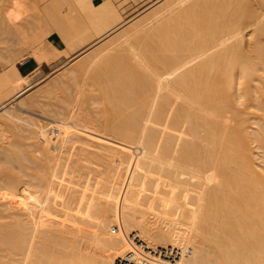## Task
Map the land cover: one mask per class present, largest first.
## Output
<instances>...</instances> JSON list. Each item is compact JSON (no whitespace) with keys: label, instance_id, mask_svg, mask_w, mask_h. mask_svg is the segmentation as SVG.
Returning a JSON list of instances; mask_svg holds the SVG:
<instances>
[{"label":"bare ground","instance_id":"obj_1","mask_svg":"<svg viewBox=\"0 0 264 264\" xmlns=\"http://www.w3.org/2000/svg\"><path fill=\"white\" fill-rule=\"evenodd\" d=\"M35 1L0 0V264H264V0Z\"/></svg>","mask_w":264,"mask_h":264},{"label":"rangeland","instance_id":"obj_2","mask_svg":"<svg viewBox=\"0 0 264 264\" xmlns=\"http://www.w3.org/2000/svg\"><path fill=\"white\" fill-rule=\"evenodd\" d=\"M39 1H41V0H37V1H35V2L39 3ZM46 1H47V0H45V2H46ZM52 1H53V0H52ZM54 1H55V0H54ZM98 1H100V0H93V2H95V3L98 2ZM114 1H115V2H114ZM156 1H157V0H156ZM156 1H155V0H111L113 6H115L114 8L117 10L118 14L121 16L123 22H125V21L129 18V21L127 20V21H128L127 24L125 23V24L123 25V27L126 26V25H128V24H130V26H131V25H132L131 23H136V21H139V20H137L138 17H140V16H142V15H143V16L146 15V17L144 16L145 19H143V18H144L143 16L141 17L143 20L140 18V20L143 21V23L141 22L142 25H143V24H148V23L150 22V19L152 20V16H149V17H148L149 14L152 15L151 12H150V10L155 11V10H156L155 7H157V6L160 8V6L157 4V3H159V2L155 3ZM45 2H44V3H45ZM50 2H51V1H50ZM122 2H123V3H122ZM152 2H153V4H151ZM37 3H36V4H37ZM51 3H52V2H51ZM154 3H155V4H154ZM1 4H2V3H1ZM39 4H43V2L41 1ZM39 4H38V5H39ZM52 4H53V3H52ZM148 4H149V5H148ZM156 4H157V5H156ZM147 5H148V6H147ZM155 5H156V6H155ZM1 6H2V5H1ZM3 6H4V5H3ZM43 6H44V5H43ZM43 6L39 5V7H41V8H43ZM145 6H146V7H145ZM45 7H50V4H49V6H48V3H47ZM148 7H149V8H148ZM152 7H153V8H152ZM144 8H145V9H144ZM146 8L149 9V10H148V9H147V10H148L150 13L146 10ZM150 8H152V9H150ZM154 9H155V10H154ZM157 9H158V8H157ZM142 10H144V11H142ZM138 11H139V12H138ZM140 11H141L142 14L140 13ZM153 11H152V12H153ZM136 12H137V13H136ZM143 12H144V14H143ZM146 12H148L149 14H148V13H147L148 15L145 14ZM135 13L138 14V15H136ZM133 17H134V18H133ZM130 19H131V20H130ZM148 19H149V20H148ZM133 20H135V21L133 22ZM145 20H147V22H146ZM46 21H47L48 24H47L46 22H44V23H43V24H44V28H45V23L51 28L53 24L51 25V23L48 21V19H47ZM43 24H42V25H43ZM138 24H139V23H138ZM134 25H135V24H134ZM86 26L88 27V30L91 31V32L89 33V31L86 30V32H87L89 35H90L91 33H92V35H94L95 32L92 30V27H91L89 24H86ZM130 26H129V27H130ZM132 27H133V26H132ZM132 27H130V28H132ZM77 28L80 29L81 27H77ZM124 30H127V29L124 28ZM89 35H87V36H89ZM92 35H91V36H92ZM91 36H90V37H91ZM10 37H11V36H10ZM85 38H87V37L85 36ZM88 38H89V37H88ZM49 41H55V42H57V43H56V46H57L58 48L63 47V44H62L61 40L59 39V37L57 36L56 32H52V34L49 36ZM14 44H15V45H14V50H13V47H12V52H9V53H12V54L14 53V54H15V53H16L15 51L19 50V46H18V49L16 48V46H17L18 44H16V42H14ZM111 44H112V43H109L110 47H107V46H109V45H106V46H105L106 49H107V48L110 49V48H111ZM116 44H117V40H116V43H113V44H112V46H115ZM0 46H1V45H0ZM22 47H23V48H22ZM20 48H21V50H22V49L24 50V49H25V46H21V45H20ZM16 49H17V50H16ZM106 49H105V50L102 49L103 51L100 50L99 53L104 52V54H105V52L109 51V50H106ZM111 49H112V48H111ZM10 50H11V49H10ZM23 50H22V51H23ZM13 51H14V52H13ZM26 51H27V50H26ZM26 51H23L24 53H23V52H18V51H17L19 54L17 53V55L15 54V56H22V57H23V58H22V63H24L23 65H25V66H26V65H32V68H33L35 65H34L33 61L27 56ZM20 53H23V55L20 54ZM99 53H98V56H97V54L95 55V56L98 57V58L100 57V55H104V54H102V53H101V54H99ZM12 54H10V56H11ZM12 56H13V55H12ZM90 57H91V56H90ZM90 57H88V59L86 60V62L89 61V59H90L92 62H94V61H96V60L98 59V58L95 59L96 57L93 59L94 56H92V58H90ZM92 59H93L94 61H93ZM22 63H21V64H22ZM62 63H63V61H60V62H58V63H56V64L51 65V66H45V65H44V66L42 67L43 74H45V75H46L47 73H48V74H51V75H49V76L46 78L47 80L45 79V80L43 81V83L46 81V82H45V85L42 83V85H44V87L47 86V84L49 85V86H47V87H45V88H48V87L50 88V86H51V88H52V84H53L54 86H56V85H55V82H53L52 80H51L52 84H51V82H47V81H50L49 79H53V80H54V78H55V80H56L57 78H59V80H61V77H62V79H63L64 77L66 78L65 74H68V75L71 77V75H73V72L78 71V66H77V65H78L79 63L77 62V64H76V63L74 62V63H71V64H70L71 66L69 65L71 68H70L69 66H67V69H68V70L71 69L70 72H72V74H69L70 72H69V73H68V72H65V74L63 75V72H64V71H63L60 75H58V74H59L58 72H59L60 70H56L55 67L58 69V68L61 66L60 64H62ZM88 63H89L88 65L91 64L90 61H89ZM80 64H81V63H80ZM84 64H85V62L82 63L81 66L83 65V66L85 67L86 64H85V65H84ZM93 64H94V65H93ZM88 65H86V66L89 68ZM97 65H98V64H97ZM113 65H114V64H113ZM74 66H76V67H74ZM79 66H80V65H79ZM81 66H80L79 68H81ZM90 66H91L90 68H92V66H95V68H94V67L92 68V69H94L93 71H91L92 73H94V71H96V73H99V72H100V71H99L100 69L96 66V63H92ZM99 66H100V64H99ZM72 67H74V69L76 68L77 70H76V69H75L76 71H75V70H72V69H73ZM96 67H97L99 70L96 69ZM85 68H86V67H85ZM88 68H87V69H88ZM90 68H89V69H90ZM101 68H102V67H101ZM113 68H114V67H113ZM65 69H66V67H65ZM67 69H66V70H67ZM82 69H83V68H82ZM89 69H88V72H90ZM92 69H91V70H92ZM95 69H96V70H95ZM103 69H104V68H103ZM103 69H102V70H103ZM107 69H108V67H106V68L104 69V71H106ZM109 69H110V68H109ZM109 69H108L107 71H110ZM111 69H112V68H111ZM53 70H54V73H55V75H54L55 77L53 76V74H54V73L52 72ZM66 70H65V71H66ZM97 70H98L99 72H97ZM112 70H113V69H112ZM104 71H101V72L103 73ZM107 71L104 72L103 74H99V75L103 76L105 73H107ZM60 72H61V71H60ZM52 73H53V74H52ZM56 73H58V74H56ZM85 73H87V72H85ZM96 73H94V74H96ZM108 73H110V72H108ZM108 73H107V74H108ZM88 74L90 75V73H87V74H83V76H87ZM56 75H57V77H56ZM68 75H67V78H69ZM91 75H92V74H91ZM91 75H90V76H91ZM105 75H106V74H105ZM105 75L103 76L105 79L102 78V77H100V76L97 77L98 74H97L96 77H95V75H94V77H93L94 79H92L90 82H91V83H92L93 81L95 82V80L97 79L98 82H97V81H96V82H97L98 84H97L96 82H95V84H94V82H93V84H89L90 82H88V81H86V80H87V78H88V80H89L90 77L87 76V78H86V77H83V76H82V77H80L81 80H82V82L78 80V81L81 82V83L76 84L78 89L75 88L76 90H75V89H73V90H75L76 93H77V90H78V93H81V92H83V88H84V90H85V88H86L87 86H88V87H91V85L94 86L96 89H97V88L100 89V86H101L104 82H99V81H100L101 79H104V81H106L107 75H106V77H105ZM51 76H52V77H51ZM60 76H61V77H60ZM63 76H64V77H63ZM92 76H93V75H92ZM108 76H109V75H108ZM67 78H66V79H67ZM83 78H85V79H84V82H83ZM95 78H96V79H95ZM108 78H109V77H108ZM108 78H107V79H108ZM55 80H54V81H55ZM57 80H58V79H57ZM57 80H56V81H57ZM59 80H58V84H60ZM61 81H65V79H64V80H61ZM85 81L88 82V83H86ZM102 81H103V80H102ZM75 82H76V81H75ZM46 83H47V84H46ZM76 83H77V82H76ZM99 83H101V85H100ZM50 84H51V85H50ZM56 84H57V83H56ZM58 84H57V85H58ZM73 84H74V82H73ZM73 84L71 83V87H72V88H73V86H72ZM81 84H82V85H81ZM83 84H84V86H83ZM85 84H86V87H85ZM87 84H88V85H87ZM96 84L98 85L97 87L95 86ZM74 85H75V84H74ZM76 85H75V87H76ZM79 85H80L81 87H80ZM78 86H79L80 88H79ZM71 87H70V89H71V93H70V94H73L72 92H74V94H76L75 91H72V88H71ZM88 87H87V88H88ZM45 88H44V89H45ZM87 88H86V89H87ZM95 88H93V89L89 88V90L87 89L88 91H87V90H86V91H87V92H90V89L93 91ZM44 89L42 90L43 92H44ZM79 89H81V90H79ZM40 90H41V89H40ZM42 91H41V92H42ZM67 91H70V90H67ZM67 91H66V90L64 91L65 94H63V92L61 91V92L59 93V95L62 94V96H63V95H64V96H65V95L68 96L69 94L66 93ZM92 91L90 92V94L88 93L89 95L84 94V96H90L91 94L94 95V96L97 95L98 91H97V92H95L96 90L94 91L96 94L93 93ZM41 92H40V95L43 93V92H42V93H41ZM84 92H85V91H84ZM84 92H83V93H84ZM68 93H69V92H68ZM60 96H61V95H60ZM62 96H61V97H62ZM65 97H66V96H65ZM23 102L25 103V101H22L21 103H18V105H17L16 102H14L15 105L13 104V110H16V109H17L16 112L18 111L19 114L22 113L21 116H22L23 118H24V116H25L26 121H27V123H29V124L33 123L34 121H38L37 119H40V122H42L43 124H45L44 121H46V120H45V119H42V117H39V116H41V115L43 114V112H47V111H49V110H51V109L56 108V105H57V104H60V97L57 96V95H52V96H50L49 98H47V99L45 100L47 106H42V107L40 108V109H42V110H39V109H36V107H33V106L31 107V106H30L31 108H34V109H32V110H34V111H32V112H30V113H29L28 110H31V108L27 106V105H29L30 103L26 102V103H28L27 105L25 104V105L28 107V109H27L26 106L23 105ZM90 105H91V104H90ZM19 106H21V107L25 106V108L27 109L28 112L26 111L25 108H21V107L18 108ZM97 106H98V105H97ZM99 106H101V105L99 104ZM15 107H17V108L15 109ZM91 107H92V106H91ZM91 107L89 108L90 111L92 110ZM94 107H95V108H94ZM29 108H30V109H29ZM93 108H94V109H98V110L100 109V110H101V108L96 107V105L93 106ZM22 109H23V110H22ZM94 109H93V110H94ZM24 110H25V111H24ZM36 110H38V111H36ZM93 110H92L91 112H93ZM98 110H96V111H98ZM35 111H36L37 113H36ZM23 112L25 113V115H24ZM98 112H100V111H98ZM27 113H29V114H27ZM34 113H35V114H34ZM93 113H96V112H93ZM31 114H33V115H31ZM100 114H101V113H100ZM26 116H27V117H26ZM29 116H30L31 118L33 117V119L30 120V119L28 118ZM25 118H24V119H25ZM34 118H35V119H34ZM36 118H37V119H36ZM28 120H29V122H28ZM42 120H44V121H42ZM18 124H19V122H18ZM20 124H21V126H22V124L24 125L23 127L26 128V130L24 129V131H26V133L28 134V136H30L29 133L27 132V127H25L26 125H25L24 123H22V122H20ZM14 127L16 128V127H18V125H16V126L14 125ZM19 127H20V125H19ZM19 127L16 128V129H15V128L13 129V127H12V128H11V127H8V129H9V128H10V130L13 129V131L16 132V133H15V136H14V132H13V131L8 130L7 128H6L5 130H7L6 132H8V131H9V132H13V133H11V134L8 132V133L10 134V137H12V139H13V140H10L11 143H12V141H13L15 144H19V145H20V143H21V144L23 145V144L25 143V138H27V137H26L27 135L25 136V138H24V137H23V138H21V137L19 138V136H23V133H21V134H22V135H21V134H20L21 131H20V132L18 131ZM23 127L20 128L22 131H23ZM24 131H23V132H24ZM17 133H18L19 136L17 135ZM24 133H25V132H24ZM26 133H25V134H26ZM4 134H5V132H4ZM9 134H8V135H9ZM6 135H7V134L4 135L5 138L3 139V140H5L6 143H4L3 140H1V141H2V146H5V144L8 145V143H10V142H7V141H9V140H6L7 138H10V137H8V135H7V136H6ZM12 135H13V136H12ZM4 136H3V137H4ZM17 136H18V137H17ZM16 138H17V139H16ZM10 139H11V138H10ZM35 139L38 140V138H34V139H31V140L33 141V140H35ZM18 140H19V141H18ZM21 140H22V141H21ZM37 140H36V141H37ZM20 141H21V142H20ZM28 141H29V140H26V142L30 144V142H28ZM32 141H31V143H32ZM38 141L40 142V140H38ZM22 142H23V143H22ZM34 142H35V141H34ZM34 142H33V143H34ZM0 143H1V142H0ZM27 143H25V144H26V147L29 145V144H27ZM36 144H37V143H36ZM38 144H40V143H38ZM7 145H6V147H7ZM19 145H18V146H19ZM0 146H1V144H0ZM28 148H29V147H27V149H28ZM13 172H15V171H13Z\"/></svg>","mask_w":264,"mask_h":264},{"label":"crops","instance_id":"obj_3","mask_svg":"<svg viewBox=\"0 0 264 264\" xmlns=\"http://www.w3.org/2000/svg\"><path fill=\"white\" fill-rule=\"evenodd\" d=\"M51 43H53V44L56 46V43H57V42H55V41H51ZM23 64H24V63H22L21 66H24V67L27 69V71H29V70L32 69V65H26V66H25V65H23Z\"/></svg>","mask_w":264,"mask_h":264}]
</instances>
